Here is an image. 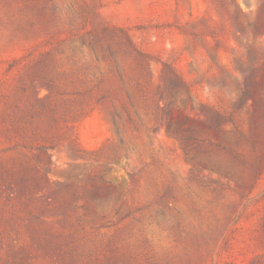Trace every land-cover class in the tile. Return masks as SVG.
I'll return each instance as SVG.
<instances>
[{
    "label": "rangeland",
    "instance_id": "374dc122",
    "mask_svg": "<svg viewBox=\"0 0 264 264\" xmlns=\"http://www.w3.org/2000/svg\"><path fill=\"white\" fill-rule=\"evenodd\" d=\"M0 264H264V0H0Z\"/></svg>",
    "mask_w": 264,
    "mask_h": 264
},
{
    "label": "trees",
    "instance_id": "16d2710c",
    "mask_svg": "<svg viewBox=\"0 0 264 264\" xmlns=\"http://www.w3.org/2000/svg\"><path fill=\"white\" fill-rule=\"evenodd\" d=\"M131 45V44H130ZM136 52V55L139 57V58H141V62H144L145 63V66L147 67V66H149V65H151V59L149 58V56L148 55H146V54H143V53H141V52H138L137 50L135 51ZM216 122L219 124V123H221V122H223L224 121V118H223V116L222 115H216ZM231 121V120H230ZM167 132H168V130H167Z\"/></svg>",
    "mask_w": 264,
    "mask_h": 264
}]
</instances>
